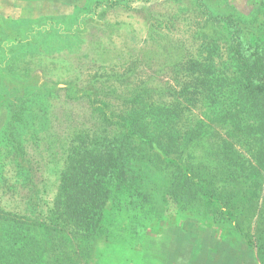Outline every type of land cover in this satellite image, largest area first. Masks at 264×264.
Instances as JSON below:
<instances>
[{"label":"trees","instance_id":"trees-1","mask_svg":"<svg viewBox=\"0 0 264 264\" xmlns=\"http://www.w3.org/2000/svg\"><path fill=\"white\" fill-rule=\"evenodd\" d=\"M152 1L93 0L92 11ZM172 1L203 21L200 52L177 70L194 79L166 101L147 85L119 94L99 78L68 81L65 98L85 108L66 123L50 103L60 83L26 61L50 51L34 37L70 39L88 15L76 9L70 30L42 14L0 18V264H89L99 244L131 249L137 225L167 216L194 218L264 264V0H246L247 11L235 0Z\"/></svg>","mask_w":264,"mask_h":264},{"label":"rangeland","instance_id":"rangeland-1","mask_svg":"<svg viewBox=\"0 0 264 264\" xmlns=\"http://www.w3.org/2000/svg\"><path fill=\"white\" fill-rule=\"evenodd\" d=\"M235 1L241 4L242 8L237 6L243 11L250 9L245 5L246 0ZM92 2L0 0V18L7 22L20 21L19 25L23 24L24 17L38 19L42 14L54 18L56 25L62 24L63 30H70L69 26L76 24V9L88 15L82 18L70 39L56 33L52 41L34 37L31 46H36L38 51L45 46L50 51L32 54L26 61L33 73L60 83L57 99L50 103L63 123L69 119L70 112L82 116L85 108L83 101L70 102L65 98L63 89L68 81L85 86L99 78L101 84L98 85L105 91L118 90L119 94L128 87L147 85L154 89L153 99L166 101L169 97L163 92L177 90L179 82L194 79L178 74L182 73L186 59L200 52L202 42L199 31L203 21L190 3L154 0L148 4L135 3L130 10L98 7L93 12ZM218 45L223 53L222 41H218ZM69 49L76 53L71 55ZM25 67L26 64L21 63L19 71L23 73ZM177 70L180 71L177 73ZM1 103L0 99V128L6 115ZM192 112L199 115L194 109ZM182 116V125L193 120L187 111ZM195 220L167 216L153 225L145 221L148 226L145 230L137 225L138 233L129 234L134 244L131 249L128 244L127 249L120 248L111 239L107 247L99 244L89 264H257L248 249L236 244L227 246L228 239L222 232L217 234ZM204 223L207 225L209 219ZM120 238L118 240H122Z\"/></svg>","mask_w":264,"mask_h":264}]
</instances>
